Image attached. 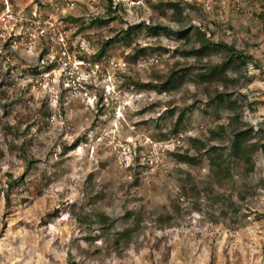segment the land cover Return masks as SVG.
Returning <instances> with one entry per match:
<instances>
[{"label":"rangeland","instance_id":"obj_1","mask_svg":"<svg viewBox=\"0 0 264 264\" xmlns=\"http://www.w3.org/2000/svg\"><path fill=\"white\" fill-rule=\"evenodd\" d=\"M99 16L115 19L100 26ZM139 22L198 27L251 57L228 72L226 92L264 142V0H0V264H264V153L252 171L234 163L219 179L205 156L178 163L171 152L189 148L188 136L206 141L231 112L216 114L189 81L163 94L123 85L224 54L186 57L194 40L144 30L99 53ZM11 175L22 181L9 189ZM186 183L196 191L183 195ZM94 210L114 219L109 235L135 226L129 210L141 222L115 251L107 238L89 241L100 230L75 217Z\"/></svg>","mask_w":264,"mask_h":264},{"label":"trees","instance_id":"obj_2","mask_svg":"<svg viewBox=\"0 0 264 264\" xmlns=\"http://www.w3.org/2000/svg\"><path fill=\"white\" fill-rule=\"evenodd\" d=\"M169 7L175 10L178 6L177 3H170ZM108 8H110V6ZM114 19L115 16H99L94 18L93 23L103 26L107 25ZM143 30L151 36H158L161 34L170 36L171 34H176L177 37L184 42L190 43L191 40H194L197 42V46L189 48L184 53V56L186 57H193L200 60L210 54H224V58L221 62L212 63L209 66L202 64L197 67L183 66L172 68L167 74L157 73L154 78H151V80L146 82L129 76L127 78L125 77L123 81V85H130L138 90L154 91L157 94L174 91L186 81L192 82L197 86L203 85L205 90H203L204 92L202 93L206 95V103L211 106L212 111L216 114L221 109L231 112L227 124H220L217 129H211L206 141L194 136H188L187 139L190 147L183 152H171L174 159L178 163H185L194 166L200 163L202 156H205L211 167V175L215 177V179L226 178L230 174V168H232L234 163H243L249 171H252L255 165L252 157L258 150H261L264 153V142L252 141L256 132L252 127L247 126V124L241 120V116L238 113V110L241 109L243 103L238 99L233 98L232 94L226 92L228 84L233 85L236 81V78L229 77L228 72H241L246 68L248 64L247 62L249 61L248 59H251V57L246 55L243 51L236 49L231 44L211 41L206 33L198 27L181 29L175 32L170 27L148 25L145 22H139L132 24L127 28H122L120 35L108 39L102 44L99 53L110 45H114L121 41L131 43L132 39ZM139 51H142V49ZM247 104L252 106L251 102H248ZM188 111L189 109H186V111L182 109L178 112V116L172 127L173 133L176 134L180 131ZM168 114L174 115L175 110L170 108ZM227 130L231 133L229 145L211 144L212 141L223 138V134ZM23 159L25 162L29 161L26 154H23ZM186 179L189 184V173H187ZM8 181L9 189H12L21 183L22 177L13 178L11 175ZM187 183L181 184V192L183 195H188L189 191H196L194 185L186 187ZM75 217L77 220L79 219L83 222L90 221L91 224L97 225L100 230V234H98L100 236L88 237L87 239L89 241L107 238L110 242L112 241L111 244H113L112 247L115 248V251L118 250L121 245L123 246L124 243L130 241L134 232L137 230L136 227H138L141 222V217L138 212L129 210L125 217L133 220L135 226L125 228L121 231L115 232V234L109 235L108 230L113 225L114 219L105 212L94 210L90 215H76Z\"/></svg>","mask_w":264,"mask_h":264}]
</instances>
